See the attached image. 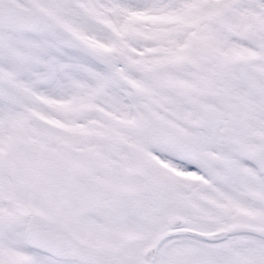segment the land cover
Segmentation results:
<instances>
[{"label":"snow or ice","instance_id":"6c2138e0","mask_svg":"<svg viewBox=\"0 0 264 264\" xmlns=\"http://www.w3.org/2000/svg\"><path fill=\"white\" fill-rule=\"evenodd\" d=\"M0 264H264V0H0Z\"/></svg>","mask_w":264,"mask_h":264}]
</instances>
